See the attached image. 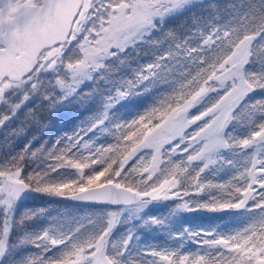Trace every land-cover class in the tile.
<instances>
[{"label": "snow or ice", "instance_id": "6c2138e0", "mask_svg": "<svg viewBox=\"0 0 264 264\" xmlns=\"http://www.w3.org/2000/svg\"><path fill=\"white\" fill-rule=\"evenodd\" d=\"M38 101L88 115L0 157V264H264V0H0V127Z\"/></svg>", "mask_w": 264, "mask_h": 264}, {"label": "trees", "instance_id": "16d2710c", "mask_svg": "<svg viewBox=\"0 0 264 264\" xmlns=\"http://www.w3.org/2000/svg\"><path fill=\"white\" fill-rule=\"evenodd\" d=\"M221 9H225L226 6L232 3H239L240 0H217ZM186 18H181L174 22L173 25H169V27H179L184 23ZM140 55H144V53H140ZM138 58V57H137ZM147 62L146 60H142L141 63ZM99 81H97V84ZM95 87V85H94ZM90 89H85V91H89ZM259 96L254 97V99H258ZM29 109L36 111V117L27 118V113ZM88 113H81V110L73 107L71 105L68 106L67 111L57 112L55 115L46 111L44 108L40 107L39 101L35 105H29L28 109L24 110V113L20 114L18 118L8 125V127H0V157H3L7 154H15L20 152L29 141H33V149L44 145L46 142V146L48 148L52 147V143L55 142L59 138V136L67 133L71 135L72 130L79 124L81 119H84ZM189 131V130H188ZM15 133V134H13ZM100 143L104 144L107 147L110 143H115L114 139L109 136L107 139L101 138ZM99 146V145H98ZM149 151L143 150V154L146 158H150ZM232 173L224 174V171L221 170L217 172L216 182H223V180H227ZM223 176V180L220 177ZM52 200V203L46 204L50 209H57L59 212H69L73 215H84L87 212L92 211V208L86 207L80 203H74L69 200L61 199V198H49ZM43 202L37 198L35 201L29 202L28 207H38L41 206ZM23 210V209H22ZM159 214V213H153ZM53 215H57V212L54 211ZM219 213H207L201 214L196 213L190 215V219L193 222V225H202L204 227L209 226V218L211 216H219ZM229 217L225 216L224 220H228ZM222 221L216 220L214 223H221ZM235 224L229 225V227H235ZM125 229L123 227L119 228L115 232L114 239H118L121 233H123ZM141 237L140 246L141 248L146 245H164L166 242L168 244H172L173 242L168 239L167 233L164 230L151 231L146 230L144 232L137 233ZM185 245L188 246V242H185ZM193 248L196 245H191ZM135 255V253L133 254Z\"/></svg>", "mask_w": 264, "mask_h": 264}, {"label": "rangeland", "instance_id": "374dc122", "mask_svg": "<svg viewBox=\"0 0 264 264\" xmlns=\"http://www.w3.org/2000/svg\"><path fill=\"white\" fill-rule=\"evenodd\" d=\"M194 131H195V128H190V129H189V134H191V133L194 132ZM145 150H147V149H145ZM147 151L150 152V150H147Z\"/></svg>", "mask_w": 264, "mask_h": 264}, {"label": "water", "instance_id": "95a60500", "mask_svg": "<svg viewBox=\"0 0 264 264\" xmlns=\"http://www.w3.org/2000/svg\"><path fill=\"white\" fill-rule=\"evenodd\" d=\"M65 200H69V201L74 202V203H79V202L72 201V200H70V199H65Z\"/></svg>", "mask_w": 264, "mask_h": 264}]
</instances>
